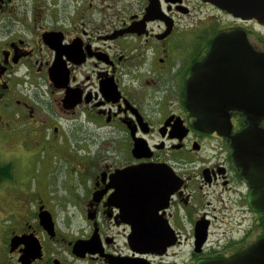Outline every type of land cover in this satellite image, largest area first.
Returning a JSON list of instances; mask_svg holds the SVG:
<instances>
[{"label":"flooded vegetation","instance_id":"1","mask_svg":"<svg viewBox=\"0 0 264 264\" xmlns=\"http://www.w3.org/2000/svg\"><path fill=\"white\" fill-rule=\"evenodd\" d=\"M234 3L0 0V264H197L264 242V185L231 148L251 122L200 129L185 104L264 55V0Z\"/></svg>","mask_w":264,"mask_h":264},{"label":"water","instance_id":"2","mask_svg":"<svg viewBox=\"0 0 264 264\" xmlns=\"http://www.w3.org/2000/svg\"><path fill=\"white\" fill-rule=\"evenodd\" d=\"M219 4L232 11L237 9L234 0H219ZM262 15H264V5H262ZM231 36L216 37L211 52ZM234 41L235 46L248 47L243 39L239 41L235 38ZM243 55L241 51V56ZM203 63L194 66L192 70L195 75L203 68ZM227 71H230V75L219 81L220 90L215 93L217 100L192 101L187 92L185 104L196 118L195 125L200 129L213 130L222 127V122L228 118V111L231 109L241 111L247 117L251 122L250 126L231 136V148L237 164L243 167V174L258 186H262L264 185V130L257 128L256 123L264 119V55L252 52L248 55L246 63L242 60L237 68L221 70V72ZM140 174L147 177L149 173L146 168L144 170L141 168ZM197 264H264V242H256L228 259L202 261Z\"/></svg>","mask_w":264,"mask_h":264}]
</instances>
